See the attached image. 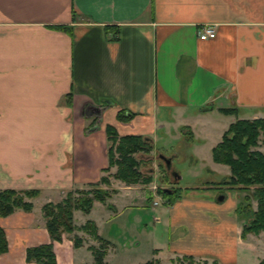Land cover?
<instances>
[{
	"label": "crops",
	"instance_id": "crops-1",
	"mask_svg": "<svg viewBox=\"0 0 264 264\" xmlns=\"http://www.w3.org/2000/svg\"><path fill=\"white\" fill-rule=\"evenodd\" d=\"M204 24L213 38H199ZM84 105L97 112L78 114ZM231 107L236 114L218 110ZM120 110L129 122L117 119ZM254 118H264V0H0V190L38 192L26 198L30 211L0 217V264H32L26 249L51 242L42 206L102 176L109 196L88 213L74 210L77 229L53 241L57 264H96L90 248L101 244L104 264H259L264 231L242 238L235 190L213 182L186 187L160 209L149 202L152 224L140 226L144 199L160 188L161 138L181 132L196 140L195 162L226 171L212 148L231 123ZM106 125L150 139V153L136 154L150 183L127 185L115 166L104 171ZM211 190L219 193L199 194ZM87 221L100 239L80 229Z\"/></svg>",
	"mask_w": 264,
	"mask_h": 264
},
{
	"label": "trees",
	"instance_id": "trees-1",
	"mask_svg": "<svg viewBox=\"0 0 264 264\" xmlns=\"http://www.w3.org/2000/svg\"><path fill=\"white\" fill-rule=\"evenodd\" d=\"M218 110L226 115L237 113V109L233 107ZM131 118L132 115L125 110L117 113L119 121L129 122ZM105 132L109 145L108 168L104 171L115 166L116 172L113 177L127 185L150 183L152 176L144 175L139 171V160L136 157L138 153H150L153 149L150 139L134 134L119 136L111 125L105 126ZM260 145L264 147V118L238 119L229 125L220 142L211 151L213 161L227 165L230 170V173L221 181L214 183L215 188H221V193H224L226 189L243 192V197L236 206V215L244 220L242 232L244 237L248 233L258 234L264 231V150L257 149ZM101 184H109L106 176H102L98 182L89 184L87 189L67 191L60 202H48L42 206L41 211L51 242L27 248L26 263L57 264L53 252V241H60L63 233L72 234L77 229L73 222L74 210L88 213L95 201L106 200L109 193L100 187ZM157 192L171 204L180 199L182 189L160 187ZM37 194L36 190H0V217L8 216L16 209L30 211L32 203L26 198H34ZM80 229L95 239H100L96 234V226L91 221L85 222ZM72 242L74 247H79L82 240L75 235L72 237ZM90 249L96 264H104L103 244L98 248ZM6 251L7 241L0 227V254ZM144 264L155 263L148 261ZM171 264H186V262L178 260V263ZM187 264L197 263L187 260ZM210 264L219 263L213 261ZM259 264H264V259Z\"/></svg>",
	"mask_w": 264,
	"mask_h": 264
},
{
	"label": "rangeland",
	"instance_id": "rangeland-1",
	"mask_svg": "<svg viewBox=\"0 0 264 264\" xmlns=\"http://www.w3.org/2000/svg\"><path fill=\"white\" fill-rule=\"evenodd\" d=\"M87 113L88 111L86 109V106L84 105L81 107L78 114L85 116ZM214 114L217 115V112H214ZM223 115H226V114H223ZM180 133L181 132L179 133L175 132L174 137H173V134L171 133L169 137L161 138L156 144V148L160 152L164 153L166 156L174 155V159L171 162V166L168 168H166L165 163L163 162L162 159H159V158L157 159V164H156V168H157L156 177L157 178L156 179L158 183L160 184L159 185L160 187H163V188L176 187L184 191V190L193 189V188H186V187L201 186V185H204L206 182H211L210 185L212 184V182L214 184L216 182L221 181L226 176V174L228 175L230 173L229 167L227 165H226L227 166L226 171L216 170V173H212V172H209L207 168H204L202 165L198 164L197 161L195 162V158L190 154L192 153V148L196 140L188 139L184 135L181 136L182 134ZM159 165H161V167H159ZM172 171L176 173V176L172 175ZM213 189H217V188H213ZM156 190L153 189L156 195L154 194L150 201H148L147 198L144 199V205L140 207L141 216L144 217L142 224H140L141 227H143L144 224H148V225L152 224L150 217H148L150 214L152 215V210L150 209L151 204L149 202L151 201L158 202V205L156 206L157 209H160V207L163 206V203L161 201H163L164 198L161 197ZM235 192L237 196V203H236V206H237L238 202L243 197V192H240V191H235ZM217 193H219L217 190H211L210 192L199 193V194L208 195V194H217ZM235 213H236V209H235ZM147 217L148 219H146ZM237 218H238L239 225H240L241 237L244 238V236H242L244 220L242 217H237ZM163 228L164 227H162L161 224H158L156 226V230L158 231L163 230ZM167 261L168 260L166 259L165 256L161 257L162 263H166ZM185 262L187 264V261ZM192 262L197 263V264L203 263L202 260L201 261L199 260L196 262L192 260ZM207 264H210V263L208 262Z\"/></svg>",
	"mask_w": 264,
	"mask_h": 264
},
{
	"label": "built area",
	"instance_id": "built-area-1",
	"mask_svg": "<svg viewBox=\"0 0 264 264\" xmlns=\"http://www.w3.org/2000/svg\"><path fill=\"white\" fill-rule=\"evenodd\" d=\"M198 35L200 39L213 38L215 36V27L212 24H204Z\"/></svg>",
	"mask_w": 264,
	"mask_h": 264
},
{
	"label": "water",
	"instance_id": "water-1",
	"mask_svg": "<svg viewBox=\"0 0 264 264\" xmlns=\"http://www.w3.org/2000/svg\"><path fill=\"white\" fill-rule=\"evenodd\" d=\"M159 157L165 162V165H166L167 168L171 166V158L170 157H166V156H164L162 154H160ZM172 174L174 176H176L175 172H173Z\"/></svg>",
	"mask_w": 264,
	"mask_h": 264
},
{
	"label": "flooded vegetation",
	"instance_id": "flooded-vegetation-1",
	"mask_svg": "<svg viewBox=\"0 0 264 264\" xmlns=\"http://www.w3.org/2000/svg\"><path fill=\"white\" fill-rule=\"evenodd\" d=\"M91 106L90 105H86V109H87V111L88 112H93V111H95V112H97V110L95 109V108H90ZM99 111V110H98ZM172 173H173V171H172ZM173 175V174H172ZM174 176V175H173Z\"/></svg>",
	"mask_w": 264,
	"mask_h": 264
}]
</instances>
